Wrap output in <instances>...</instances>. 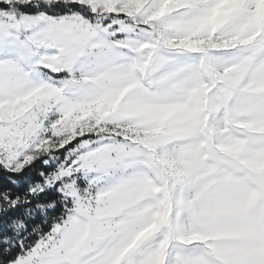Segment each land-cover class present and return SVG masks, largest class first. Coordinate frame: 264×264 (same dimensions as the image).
Returning <instances> with one entry per match:
<instances>
[{
	"label": "snow or ice",
	"instance_id": "snow-or-ice-1",
	"mask_svg": "<svg viewBox=\"0 0 264 264\" xmlns=\"http://www.w3.org/2000/svg\"><path fill=\"white\" fill-rule=\"evenodd\" d=\"M0 264H264V0H0Z\"/></svg>",
	"mask_w": 264,
	"mask_h": 264
}]
</instances>
